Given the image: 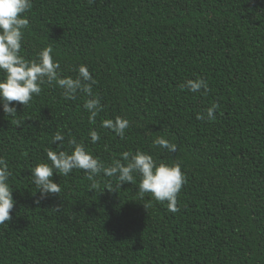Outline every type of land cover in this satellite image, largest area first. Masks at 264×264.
Returning a JSON list of instances; mask_svg holds the SVG:
<instances>
[{
	"label": "trees",
	"instance_id": "16d2710c",
	"mask_svg": "<svg viewBox=\"0 0 264 264\" xmlns=\"http://www.w3.org/2000/svg\"><path fill=\"white\" fill-rule=\"evenodd\" d=\"M32 5L21 55L30 61L51 47L62 78L86 65L103 111L91 122L89 97L65 100L55 83L25 107L13 102L15 117L0 106V157L15 201L0 225V264H264V0ZM197 77L208 92L180 89ZM117 116L129 121L123 139L101 126ZM57 132L65 139L53 143ZM158 137L177 151L153 147ZM72 138L106 166L137 150L157 164L179 162L187 183L178 211L141 199L138 177L103 192L118 181L101 174L92 190L76 169L54 173L61 192L41 200L30 171L51 163L48 149L70 154Z\"/></svg>",
	"mask_w": 264,
	"mask_h": 264
},
{
	"label": "clouds",
	"instance_id": "9594fccd",
	"mask_svg": "<svg viewBox=\"0 0 264 264\" xmlns=\"http://www.w3.org/2000/svg\"><path fill=\"white\" fill-rule=\"evenodd\" d=\"M93 3L94 0H89ZM32 0H0V106L6 117H15L17 108L13 102H18L24 107L30 103L34 96L42 91V85H57L61 90V95L65 100H73L78 92H82L89 97L83 107L90 113L89 120L94 122L97 115L103 111L100 100L92 92V84L95 83L86 65L81 64L75 78L61 77L58 74L59 63L52 55L53 49L45 47L37 53L36 59L26 60L21 55L24 30L29 25V20L25 15L32 8ZM180 89H187L192 93L203 90L208 92L209 85L203 78L197 77L195 80H187L180 85ZM219 105L213 104L206 109V117L209 121L215 119V113ZM198 119H205L203 114L197 116ZM101 126L112 130L121 139L124 138L129 121L120 116L115 119H106L101 122ZM91 142L97 143L100 139L95 130L89 133ZM64 135L57 132L53 138V143L63 142ZM71 152L47 150V162L37 164L31 169L32 183L38 189L41 200L46 199L50 194H59L61 187L52 179L54 173L68 176L74 169L83 170L87 180L91 181L90 189H100L97 177L103 174L104 177L115 178L118 182L113 186L109 183L104 189L117 191L125 183L135 184L138 182V195L141 199L145 194H150L151 198L157 202H167V208L171 212L178 211V194L187 183L185 174L179 162L167 164L160 162L157 164L151 155L137 150L135 154L124 153L123 159L126 163L117 160L115 163L106 166L105 163L86 151L81 143H77L75 138L68 140ZM60 144L59 147H61ZM153 147L166 149L175 153L177 146L171 144L163 137L153 140ZM9 171L6 161L0 157V225L11 220V211L15 206L13 190L9 186ZM37 204L40 200L36 201ZM149 204H144L147 209Z\"/></svg>",
	"mask_w": 264,
	"mask_h": 264
}]
</instances>
